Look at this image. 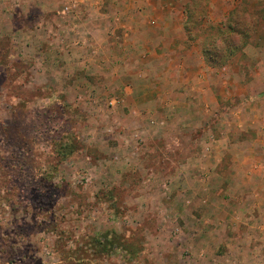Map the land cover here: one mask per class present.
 I'll use <instances>...</instances> for the list:
<instances>
[{"label": "rangeland", "instance_id": "1", "mask_svg": "<svg viewBox=\"0 0 264 264\" xmlns=\"http://www.w3.org/2000/svg\"><path fill=\"white\" fill-rule=\"evenodd\" d=\"M40 1L0 0V264H264V228L243 212L254 207L252 196L225 205L219 192L189 194L196 166L207 175L196 185L210 191L244 186L224 172L208 177L214 167L190 157L206 162L213 154L206 141L241 133L223 131L216 118L192 126L173 116L132 131L127 119L138 111L128 109L130 78L123 69L115 76L85 67L83 56L94 51H72L77 39L56 30L76 8ZM195 1L197 12L208 13V2ZM263 5L233 8L232 27L248 32L255 22L248 13ZM50 11L61 19L29 18ZM195 23L186 22V35L203 46L208 30ZM236 36L216 50L235 51ZM104 38L96 33L97 44ZM68 143L74 150L66 153ZM223 208L231 214L218 215Z\"/></svg>", "mask_w": 264, "mask_h": 264}, {"label": "crops", "instance_id": "2", "mask_svg": "<svg viewBox=\"0 0 264 264\" xmlns=\"http://www.w3.org/2000/svg\"><path fill=\"white\" fill-rule=\"evenodd\" d=\"M44 1L50 6L53 2L41 0L39 3ZM205 1L208 13L201 15L202 12L196 10L199 7L194 6L195 0H65V4H71V9L76 10L69 14L71 21L61 20L56 30L64 39L68 36L77 39L79 44L72 51L88 52L90 48L94 51L93 57L83 56L85 67L93 65L100 75L103 71L114 75L124 70L125 78L133 83L127 97L131 101L129 112L138 111L137 115L130 113L131 118L127 119L132 131L143 134L153 118L161 122L173 116L175 121H188L192 126L207 125L216 118V125L223 131L241 133L238 138L232 139L226 133L218 140L206 141L204 148L210 146L213 152L210 156L208 153L206 162L197 156L190 157L191 164L196 165L198 161L197 164L214 167L212 170L208 167V177H223L224 172L231 181L240 179L244 186L234 189L228 184L210 191L206 183L205 187L201 186L202 178L207 177L206 173L202 175L206 171L196 166L190 172L195 185L189 194L197 200L208 191L215 196L219 192L224 197L222 203L232 200V196L244 197L243 201L252 196L256 200L254 207L243 212L245 217L252 212L249 220L253 227L264 228L261 215L264 201V12L257 15L247 12L246 18L255 20L246 25L248 32H244L248 35V45L236 48L228 56L222 55L217 64L206 62L204 45L189 40L184 28L187 21L201 20L203 29L208 30L206 35L212 34L215 28L224 29L228 21L233 20V8L242 3L254 7L257 3L264 4V0ZM209 4L215 11L209 10ZM179 5L184 8L179 10ZM50 12L29 18L61 19V13ZM100 31L105 38L97 44L96 33ZM122 53V58L117 56ZM138 83L142 85L138 87ZM252 127L255 129L249 135ZM225 164L227 171L223 169ZM197 181L201 184L196 185ZM220 214L231 213L227 214L224 209Z\"/></svg>", "mask_w": 264, "mask_h": 264}, {"label": "trees", "instance_id": "3", "mask_svg": "<svg viewBox=\"0 0 264 264\" xmlns=\"http://www.w3.org/2000/svg\"><path fill=\"white\" fill-rule=\"evenodd\" d=\"M191 22H193V21H191ZM194 22H196L194 24V28L197 27V26H201L202 25V21L201 20H196ZM187 30H188V34L192 36L193 35L192 28L187 25ZM238 33H239V31L236 28L234 29L232 27V20H230V21H228L225 29L218 28L217 35H215V34H214L215 36L213 34L208 35L207 42H206V44L204 43V54H205V57L209 58L210 62H213L214 61V57H216L219 54L221 56L222 55L223 56H228L230 54V52L228 50L224 51L223 53L222 52L220 53V51H222L223 49L219 50V48L217 47L218 50H216V46L219 45L217 42H219L220 40H221V43L226 41L224 44L227 46V44H228L227 43V38L233 36V34H234V36L237 35L238 37L239 36L240 37L238 38L239 41L237 43L235 41H232V43L230 45V48H233V46H235V48L243 47L246 44V41L248 39V35L245 34L244 32H243L244 34L243 33H239L238 34ZM237 36H236V39H237ZM210 47H212V48H210ZM63 145H65V144H61V146H63ZM65 146H67V152L66 153L71 152L72 150H74V144L73 143H68Z\"/></svg>", "mask_w": 264, "mask_h": 264}]
</instances>
